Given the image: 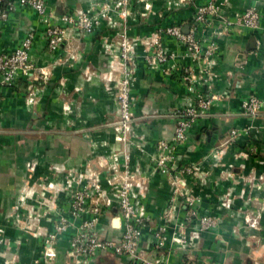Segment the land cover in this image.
<instances>
[{
	"label": "crops",
	"instance_id": "1",
	"mask_svg": "<svg viewBox=\"0 0 264 264\" xmlns=\"http://www.w3.org/2000/svg\"><path fill=\"white\" fill-rule=\"evenodd\" d=\"M115 1L44 0L46 20L53 26L62 25L61 16L79 10L103 14L92 34L66 29L63 40L52 51L43 36L44 21L33 10L17 7L0 23V53L13 52L31 34L29 62L34 70L45 71L36 81L17 76L11 86H0V264L14 258L18 264H79L83 258L77 256L73 260L68 256L70 237L81 221L69 213L65 192L54 191L87 164L99 172L104 188L107 166L122 162L124 147L114 140L117 131L112 124L116 118L114 86L120 77L115 46L119 33L139 38L130 93L136 118L131 134L144 145L143 153L131 150L129 167H137L138 179L147 184L145 198L141 200L147 220L138 243L146 257L159 253L167 264H200L201 254H209L212 238L207 233L202 234L197 247L172 246L170 234L185 212L180 200L174 220L166 226L164 246H156L152 234L162 224L160 215L167 207L170 190L166 179L151 173L150 168L155 143L172 132L173 112L190 104L200 91L196 83L189 89L184 87L174 73L180 69L196 73L202 62V47L207 42L215 45V53L202 63L212 74L211 94L219 100L205 117L195 121L187 140L177 149L176 163L192 165L205 177L202 185L193 176H184L186 188L200 200L199 208L207 209L228 189L233 198L238 197L240 177L251 174L257 183L256 177L264 176V112L250 120L240 110L241 101L248 96L264 97V0H228L221 5L220 14L227 19L254 5L261 22L257 31L235 30L223 36L216 35V19L208 26L192 30L195 7L209 0H189L188 4L167 12L165 0H131L130 14L124 21L111 10ZM171 26L178 27L182 35H191L201 51L197 56L180 58L184 54L183 43L161 36V45L176 56L169 63L176 69L166 75L147 68L143 58L146 49L140 40L161 35L160 29ZM241 127H250L248 136L228 141L229 130ZM220 146L224 149L217 161L211 158L210 151ZM242 152L250 156L239 158ZM227 165L234 167L230 173ZM74 188L70 184L67 190ZM256 191L251 197L264 198V191ZM25 194V199H18ZM237 201L234 198V209L241 207ZM89 216L85 213L83 219ZM60 218L68 223L67 229L56 236L52 244L55 257L46 263L42 258L43 240ZM16 223L24 224L25 230L17 229ZM123 224L111 208L98 216L94 231L103 239H118ZM184 225L188 232L190 225ZM28 227L32 228L29 232ZM90 260L88 264H130L109 253H98Z\"/></svg>",
	"mask_w": 264,
	"mask_h": 264
},
{
	"label": "rangeland",
	"instance_id": "2",
	"mask_svg": "<svg viewBox=\"0 0 264 264\" xmlns=\"http://www.w3.org/2000/svg\"><path fill=\"white\" fill-rule=\"evenodd\" d=\"M227 1L228 0H209L205 4L195 7L192 18V30H196L202 26H208L212 19H216L219 24L217 26V36L228 35L235 30L254 32L260 29V16L257 8L254 5L248 6L241 13L236 14L232 19H227L225 17L222 18L223 16L220 14L219 9L221 5L224 6L227 4ZM188 3L189 0H165L164 10L167 12V10L171 8L174 9L178 6ZM130 5L131 0H127L126 6H128L129 14ZM199 9L203 10L204 13L202 14L201 20L196 21L197 12ZM250 11L254 12L257 16L256 20L250 24L251 27H246L244 26L241 18ZM174 29L179 28L176 26L166 27L163 30L160 29V32H162L161 35L157 33L158 35L152 36L151 39L145 41L140 40V44L146 49L143 58L149 70L161 72L166 75L171 74V72L168 71V65L171 63V60L166 59L164 63H155L152 66H148L146 59L151 62L156 58V56H167V58L172 56L173 59L176 58L175 54L167 52V49L164 48L160 42L161 36H169L167 34V30ZM122 34H124V41L127 43L126 46H131L132 39L135 38L128 37L125 32H122ZM152 40H156V44L158 46L152 43L151 48L148 49L149 43ZM192 40L198 46H200V44L193 38ZM138 43L139 42L137 41V43L134 45L137 46ZM135 46H131L129 49L132 59L135 55ZM202 48H204V53L201 59L202 62H205L213 57L215 53V45H213L211 42H207V44ZM183 53L184 54L180 56V58H191L186 52V49H184ZM202 62L200 63L201 65L197 69L196 73H191L189 70L183 69H180L178 72L175 71L174 73L179 76L180 82L184 87L189 89V87L195 86L194 84L196 83V86H198L200 91L196 97L193 98L190 104L185 105L183 108L173 112V129L171 134L166 139L158 140L155 143L154 151L150 157L152 162V166L150 167L151 173L166 179L170 190L167 207L160 215L162 224L156 228L152 234V237L155 239L156 246L160 248L164 246L167 236L165 233V230L167 229L166 226L168 223L174 220L175 214L177 213L176 208L178 205V200H180V206L182 205L184 207V204H189V206L187 209L188 211H185L180 215V221L178 223L175 222V227L170 234L172 246H179L182 248L197 247V243L199 242L202 234L207 233V235L212 238V241L210 239L208 245V247L210 246V250H208L209 254L205 255V253H202V250L199 249L200 245L198 246L199 253H202L199 262L200 264H264V198L259 199L258 195L256 198L251 197L256 190L257 193H260L259 191H264V176L259 175L256 177L257 183H255V178L251 174L240 177V180L238 179V181L241 182L240 186H242L240 191L241 193L238 194V197L235 196L234 198L238 199L237 202L241 205V207L236 205L237 208H233L234 198L231 195L232 191L228 189L224 194L217 198L216 204H210L207 209H204V207L201 209L199 208L200 200L197 197L191 195L190 191L186 188L184 176H193L195 179H198L199 183L202 185L205 184V177L201 176V174L197 172L196 167L192 165L180 166L179 163H176L178 161V154L176 153L177 149L187 140L192 125L196 120L205 117L212 104L219 100L217 96L211 94L213 81L212 74L209 70H207V64ZM134 70L135 65L129 66L127 64L124 68H120V77L117 81L124 78V80L128 82V86L125 85L122 92L120 91V87H117V84L114 86L116 118L112 124L117 131L114 140L122 144L124 147V151L122 152V162L116 163V161H114L109 166H107V177L105 178L104 188L101 186L99 172L95 171L90 165L87 164L82 171L77 173L76 176L72 178L71 181H69L70 183L68 181L64 182V184L60 185L59 188L54 192H65L67 198L69 199V213L73 218L80 219L81 221L80 226L75 230L70 239L77 234L83 233V231L88 232L89 229L94 231L97 218L102 213V211H109L111 208H113L123 223H125V219L128 221L131 217H133V220L137 219L140 221V223L137 225L140 235L134 247V253L137 254L138 261L134 264H167L165 257L161 254L156 253L155 257L148 258L145 256V253L138 248L139 239L141 237V229L146 224L147 220L145 217L144 206L141 202V200L145 198L144 195L147 184L145 183L143 185V182L138 179L137 174H139V169L137 167L134 169L129 167V156L131 150H136L139 153H143L142 146L144 145V143L138 137H133L131 134L133 123L136 120L132 112V98L130 96ZM189 76L195 77L196 82ZM185 77H189V80H185ZM198 77H201L200 81L197 79ZM0 86L6 87L4 85ZM30 92L31 91H29V93ZM121 104L127 105L128 113L130 115L129 120L126 123H124L121 119V111L119 107ZM193 106L195 109L193 110L192 116L195 118L193 122L189 123L188 126L180 132L179 122L188 119V117L185 115L186 108ZM240 110L242 116L250 120L255 119L260 113L264 112V97L257 98L254 96H248L241 101ZM249 131L250 127L230 129L228 132V141L231 142L237 140L238 138L248 136ZM160 145L166 146V149H163L162 147L159 148ZM223 149L224 146L213 148L210 151L211 158H214L218 161L222 157ZM248 156L250 155H248L247 152H242L240 153L239 158H247ZM161 160H163V164L166 168L165 174L161 173L159 170L160 166H158V163ZM98 167L103 168L101 165H98ZM232 168L234 167L231 165L226 166L228 173H230ZM226 176L228 177V175ZM70 184H74L75 188L71 191H68L67 187ZM134 188L136 191H134ZM53 196H55V194ZM25 198V196H21L18 199H21L22 201ZM211 206H213V208L209 209ZM127 211H129L128 219L125 218ZM85 213L90 215L88 219H83V215ZM16 219L18 220V217ZM91 220L93 221L91 222ZM88 223L90 225L84 227V224ZM186 223L190 225L188 226V232L185 231L186 226L184 224ZM16 224L18 225L17 229L25 230L24 224ZM67 225L68 223L66 222L63 226V230L56 232V235L64 232L67 229ZM28 229V232L32 230L31 227H28ZM94 233L96 234L95 231ZM96 237L99 241L106 240L99 237L97 234ZM55 241L56 239L52 241V244H54ZM98 253H109V255L111 254L112 256H115L108 250H100L97 252V254ZM75 257H77L76 254L73 255V260ZM94 257H92V259ZM42 258L46 263H49L53 260H45L43 254ZM78 262H80L79 264H88L89 262H92V260H89L87 257H83ZM4 264L18 263L14 258L4 262Z\"/></svg>",
	"mask_w": 264,
	"mask_h": 264
},
{
	"label": "built area",
	"instance_id": "3",
	"mask_svg": "<svg viewBox=\"0 0 264 264\" xmlns=\"http://www.w3.org/2000/svg\"><path fill=\"white\" fill-rule=\"evenodd\" d=\"M126 2L127 0H117L111 9L114 11V15L122 21H124L129 15V9L128 6H126ZM17 7L33 10L40 19H43L45 25L43 36L46 40V45L49 51H52L58 47L64 38L66 29L76 30L78 33H82L83 35H90L98 27L100 18L103 16V14L95 15L79 10L72 14L61 16L59 20L61 21L62 25L53 26L46 20L47 14L45 12L44 0H0V23L5 21L8 15L15 11ZM203 13V10H198L196 21L201 20ZM256 16L257 15L254 12H248L244 17L241 18L244 26L251 27L250 24L256 20ZM112 24L115 25L114 22ZM167 34L175 40L181 41L183 43L184 49H186V52L190 55V57L197 56L201 51L200 46L193 42L191 35H182L180 33V29L167 30ZM124 39V34L119 33L117 34L115 41V46L118 51L117 66L120 68H124L127 64L129 66H133V59L130 56L129 49L131 46L134 47V44L138 41L136 38L132 39V45L127 47V43H125ZM31 41V34H27L13 52L9 54L0 53V85H4L6 87L11 86L17 76H22L24 78H29L36 81L40 75L45 74L43 69L34 70L31 63L29 62L28 51L30 49ZM152 43L158 46L156 44V40H152L149 43L148 49L151 48ZM166 59L173 61L172 56L168 58L167 56H156V58L151 62H149L147 59L146 62L148 66H152L155 63H164ZM174 69H176L175 66L170 67L168 65V71L172 72ZM189 77H185L184 79L189 80ZM190 78L196 82L195 77L191 76ZM197 79L200 81L201 77H198ZM116 84L117 87H120L121 92L124 90L125 85L128 86V82L125 81L124 78L117 81ZM119 107L121 111V119L124 123H126L130 117L127 105L121 104ZM194 109V106L186 108L185 115L188 117V119L179 122L180 132L184 130V128L187 127L189 123L193 122L195 118L192 116ZM160 147L166 149V146L164 145H160L159 148ZM158 166H160V172L165 174L166 168L163 164V160L158 163ZM27 195L28 194H25L24 196L27 197ZM188 206L189 204H184L186 212L188 211ZM128 213L129 211H127L125 214V218L127 219ZM130 219L128 221L126 219L124 220L125 223L123 224V233L117 240L110 239L99 241L92 229H89L88 232L83 231V233L75 235L69 240L68 256L73 257V255L76 254L80 257H87L90 260L97 254L98 251L108 250L115 256L123 257L129 263L134 264L138 261L137 254L134 253V247L140 235V231L137 229V225L140 223V221L137 219L133 220V217ZM92 221L93 220H91V222ZM65 223L66 220L60 218L54 225V231L51 234L46 235L44 239V248L42 251L45 260L49 261L54 259L55 253L52 249V241H54L57 236L56 232L63 230ZM88 225L90 224H84V227H87Z\"/></svg>",
	"mask_w": 264,
	"mask_h": 264
}]
</instances>
